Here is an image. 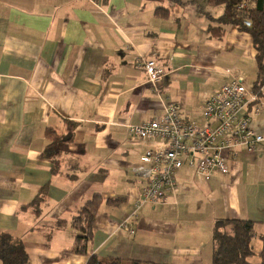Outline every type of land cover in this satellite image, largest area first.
Returning a JSON list of instances; mask_svg holds the SVG:
<instances>
[{"label":"crops","instance_id":"0c3cea01","mask_svg":"<svg viewBox=\"0 0 264 264\" xmlns=\"http://www.w3.org/2000/svg\"><path fill=\"white\" fill-rule=\"evenodd\" d=\"M200 1L0 0V235L21 239L30 264L88 263L70 252L80 234L73 219L95 196L87 251L102 260L213 264L219 219L250 220L264 234V143L229 154V173L209 183L184 167L177 193L136 208L144 182L131 169L160 144L131 138L128 125L162 117L170 103L206 124V101L238 77L249 90L242 115L264 136L252 39L237 27L212 37L204 12L224 9ZM153 56L166 70L157 90L137 62ZM69 122L73 140L54 165L47 131L66 133ZM45 187L38 213L27 208ZM253 247L263 249L259 238Z\"/></svg>","mask_w":264,"mask_h":264},{"label":"built area","instance_id":"2783aa9c","mask_svg":"<svg viewBox=\"0 0 264 264\" xmlns=\"http://www.w3.org/2000/svg\"><path fill=\"white\" fill-rule=\"evenodd\" d=\"M243 7V6H242ZM148 76V84L155 90L166 75L157 57L139 58ZM251 102H257L254 96ZM249 103V90L242 79L217 89L203 108L205 125L185 118L181 108L174 103L167 105L165 114L149 122L127 126L131 138L158 142V148L147 150L132 173L144 182V189L136 208L145 203H164L170 194L177 193L182 185L180 171L187 167L194 170L203 183H209L215 174H228L226 159L239 148L256 152L264 143V136L251 125V119L242 115ZM260 107L255 112L259 113ZM122 227H127L125 221ZM134 234V231H131Z\"/></svg>","mask_w":264,"mask_h":264},{"label":"trees","instance_id":"16d2710c","mask_svg":"<svg viewBox=\"0 0 264 264\" xmlns=\"http://www.w3.org/2000/svg\"><path fill=\"white\" fill-rule=\"evenodd\" d=\"M206 2L213 7H224L223 14L217 18L202 10L204 15L218 24L217 27L210 29L212 37L222 39L227 27H237L250 35L257 53L258 71L254 91L264 96V0H207ZM157 11L163 15L167 13V10L163 8ZM74 131L75 125L71 122L68 123L66 133L63 134L49 129L47 137L51 140V144L45 150V158L51 160L54 165H58L60 145L72 142ZM46 191L47 187L42 190L41 196H37L27 208L31 207L34 212L38 213L40 206L45 202ZM101 201V197L95 196L74 216L73 225L80 234L76 237V245L70 252L89 256L87 264H144L119 258L102 260L96 255L89 254L88 243L92 239L95 217L100 209ZM257 238L263 244V249L259 253H256L253 247V242ZM213 245V264H252L251 259L253 258L259 259L258 264H264V234L258 237L256 223L250 220H217ZM0 262L2 264H30L23 241L9 234H1Z\"/></svg>","mask_w":264,"mask_h":264},{"label":"rangeland","instance_id":"374dc122","mask_svg":"<svg viewBox=\"0 0 264 264\" xmlns=\"http://www.w3.org/2000/svg\"><path fill=\"white\" fill-rule=\"evenodd\" d=\"M200 1V0H199ZM206 1L207 0H201L200 2L202 3V4H204V3H206ZM211 7H213V6H211ZM217 8H222V9H224V7L223 6H216ZM208 25L210 26V28H213V27H217L218 26V24L217 23H214V22H211V21H208ZM255 71H257V69L255 70ZM254 71V72H255ZM246 85H247V81H246ZM247 86H249V85H247ZM203 120V119H202ZM202 122V121H201ZM199 124H202V125H204L205 123H199ZM159 146V145H158ZM158 146L157 147H155V148H158ZM190 173V172H189Z\"/></svg>","mask_w":264,"mask_h":264}]
</instances>
